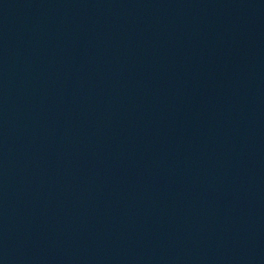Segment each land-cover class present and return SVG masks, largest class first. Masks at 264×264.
<instances>
[{
    "label": "water",
    "instance_id": "1",
    "mask_svg": "<svg viewBox=\"0 0 264 264\" xmlns=\"http://www.w3.org/2000/svg\"><path fill=\"white\" fill-rule=\"evenodd\" d=\"M0 264H264V0H0Z\"/></svg>",
    "mask_w": 264,
    "mask_h": 264
}]
</instances>
